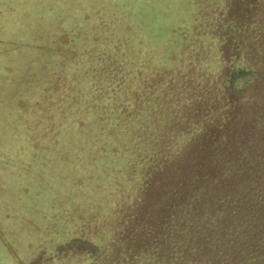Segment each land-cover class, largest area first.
I'll use <instances>...</instances> for the list:
<instances>
[{"label": "trees", "instance_id": "16d2710c", "mask_svg": "<svg viewBox=\"0 0 264 264\" xmlns=\"http://www.w3.org/2000/svg\"><path fill=\"white\" fill-rule=\"evenodd\" d=\"M107 1L90 10L86 24L84 0L77 10L59 5L48 13L77 17V23H46L55 35L73 38L56 47L61 79H67L57 90V117L47 108L57 127L42 141L57 143L63 159L60 209L45 220L57 222L44 231L43 259L264 264V61L258 47L248 60L244 42L264 14V0L190 1L172 33L192 34V42L163 54L165 62L153 56L155 40L144 33L149 23L143 29L138 9L126 7L139 0H121L112 9ZM81 37L82 48L72 45ZM203 37L211 53H204ZM211 54L217 66H205ZM62 105H68L64 113ZM90 119L111 130L98 127L90 138ZM36 259L28 264H39Z\"/></svg>", "mask_w": 264, "mask_h": 264}, {"label": "rangeland", "instance_id": "374dc122", "mask_svg": "<svg viewBox=\"0 0 264 264\" xmlns=\"http://www.w3.org/2000/svg\"><path fill=\"white\" fill-rule=\"evenodd\" d=\"M190 1L193 0H179L182 2L180 5L177 0H151L150 4L154 6L151 12L146 0H139L135 7L126 4V7L138 9V23L143 29H148L149 23L148 31H142L140 26L137 29L145 34L149 32L155 40V45L151 48L155 60L160 56L159 61L165 62L166 56L163 54L179 52L183 44L189 49L192 34L175 36L172 28H178L184 23ZM79 2L80 0H0V264H28L35 256L39 264H47L42 257L46 250L44 231L46 227L56 229L53 224L57 220H45L47 216H52L53 211L60 209L58 200L63 186V159L61 147L57 143L44 146L42 141L49 138L46 132L57 127L47 108L54 107L53 115L57 117L61 103L60 92L57 93V90L60 89L62 80L67 79H61V68L58 66L61 65L62 52L56 47L69 45L67 43L73 37L60 32L55 35L56 27L46 23L76 21L77 17L68 14L49 16L48 13L59 10V5L68 6L71 11L77 10ZM84 3L90 11L105 4V0H84ZM120 3L121 0L106 2L109 9L115 4L119 8ZM175 8L178 9L177 12H174ZM91 12H86L81 19H85L84 24L92 19L89 15ZM185 22L187 23L186 20ZM237 27L241 28L242 25L238 24ZM76 28L78 26L73 30ZM252 30L249 34L245 33L246 57L248 60L254 58L258 47L261 48L259 50L264 61V14L256 19ZM144 37L146 41L149 38L148 35ZM84 40L81 37L76 42L72 41V45L82 48ZM201 40L205 44L204 53H211L209 39L203 37L200 42ZM148 44L150 45L149 42ZM136 47L144 61H147L144 57L147 51L143 50L141 44ZM212 54L205 57V66H217V59H213ZM162 55L164 58H161ZM218 55L221 58L219 52ZM47 64L55 66V71L52 72ZM67 106L62 105V113ZM74 116L78 126H83L80 115ZM89 121L87 131L90 138L94 136L93 133H98V127L106 128V132L107 129L111 130L104 123L100 124L93 119ZM10 151L24 154L6 156ZM27 151H32L33 154H26L24 157ZM66 167L72 169L70 163ZM61 217L62 215L59 218Z\"/></svg>", "mask_w": 264, "mask_h": 264}]
</instances>
